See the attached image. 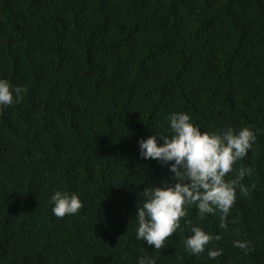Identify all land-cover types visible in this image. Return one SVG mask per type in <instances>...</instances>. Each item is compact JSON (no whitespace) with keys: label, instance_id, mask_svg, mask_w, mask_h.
I'll return each instance as SVG.
<instances>
[{"label":"trees","instance_id":"1","mask_svg":"<svg viewBox=\"0 0 264 264\" xmlns=\"http://www.w3.org/2000/svg\"><path fill=\"white\" fill-rule=\"evenodd\" d=\"M0 79L23 89L0 108V264H264V0H0ZM175 112L257 138L225 177L251 169L226 226L193 205L154 250L136 206L171 176L138 140ZM56 190L78 214L53 215ZM193 226L220 240L192 255Z\"/></svg>","mask_w":264,"mask_h":264},{"label":"clouds","instance_id":"2","mask_svg":"<svg viewBox=\"0 0 264 264\" xmlns=\"http://www.w3.org/2000/svg\"><path fill=\"white\" fill-rule=\"evenodd\" d=\"M23 89L14 86L8 79H0V108L10 106L22 98ZM167 135L157 132L138 140L139 155L147 160H156L167 166L171 181H162L159 186H145L139 193L136 206V239L153 246L154 250L165 247V241L187 219L188 209L196 207L199 218L219 212L221 227L235 203L237 190L246 191L242 183L251 169L241 167L234 179H225L233 171V165L242 160L256 141V133L250 126L235 130H203L194 123L187 112H175L168 116ZM159 137V140L157 139ZM162 141V142H161ZM52 213L58 218L75 215L83 207L76 193L56 190L51 195ZM192 235L185 240V250L192 255L203 253L219 235L206 232L199 226L191 227ZM234 247L247 251L246 241H235ZM217 247L207 251L210 260L222 255ZM138 264H156L152 257H140Z\"/></svg>","mask_w":264,"mask_h":264}]
</instances>
